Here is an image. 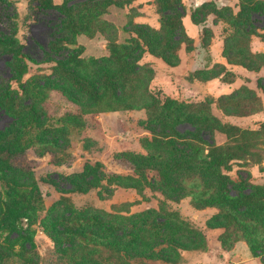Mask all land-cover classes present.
Segmentation results:
<instances>
[{"label":"rangeland","instance_id":"374dc122","mask_svg":"<svg viewBox=\"0 0 264 264\" xmlns=\"http://www.w3.org/2000/svg\"><path fill=\"white\" fill-rule=\"evenodd\" d=\"M90 1L0 0V34L13 30L31 59L0 47V132L18 138L11 155H2L0 172L6 170L10 182L30 177L40 199L34 217L22 218L10 184L0 181V264H264V251L255 257L227 223L230 212L216 198L211 172L188 164L169 169L173 155L155 142L148 121L168 113L179 119L180 132H197L215 145L229 142L228 126L260 131L237 154L245 158L220 172L238 190L240 174L248 175L247 185L264 188V0H180L187 32L180 37L169 36L162 24L160 0H103L109 6L99 18L84 7ZM245 2L259 9L244 12ZM76 6L70 18L63 11ZM142 27L167 38L151 47L170 46L166 54L174 63L145 50L138 66L146 90L127 91L111 110L84 109L90 98L81 78L63 73L69 66L55 75L60 92L47 88L56 79V65L47 61L53 42L62 48L54 58L79 55L83 66L75 71L86 78L93 76L91 63L107 60V45L138 41L134 32ZM64 36L71 45L59 41ZM230 76L231 84L221 81ZM152 98L160 105L148 113L144 106ZM257 104L261 111L253 113ZM236 217L264 244L262 214Z\"/></svg>","mask_w":264,"mask_h":264},{"label":"trees","instance_id":"16d2710c","mask_svg":"<svg viewBox=\"0 0 264 264\" xmlns=\"http://www.w3.org/2000/svg\"><path fill=\"white\" fill-rule=\"evenodd\" d=\"M160 1V8H163V11L165 13L162 24L164 25V27L172 31L170 32L171 35L169 36L180 37L179 34L185 31L183 30V20L186 17L184 10H182L181 8L180 0ZM103 2V0H94L83 4L86 9H92L95 13V17L99 18L103 13L102 11H104V9H107V7L109 6L108 3L104 5ZM244 5H246V7L244 8L242 6V10L244 12H247V10L252 7H255L254 10L259 9L257 3L253 5L252 3L249 4V2H245ZM78 7L79 6L64 7L63 11H65L70 18V15H73L79 11V9H77ZM252 11L253 10H248V13ZM250 25H252V22H250ZM71 28L74 30L73 25L71 26ZM144 28L142 27L135 29L134 33L137 36L138 41L130 39L121 44L116 43L107 45V60H97L91 63L90 65L92 66L93 76L90 75L86 78L80 77L75 71L76 69L78 70L83 66V62L82 60H80L79 55L77 56L74 54V52H72L66 58H54L53 56H59V50H61L62 48L60 49L59 47H57V44L53 42L48 46L47 55L49 60L47 61L55 63L56 67L54 68V70H52V76L53 79L56 78L55 80H58V82H56L55 80L52 81L50 84H48L47 88H54L55 90H58V92H60V90L62 89L61 84L59 83L60 80L57 79V76L55 75H57L59 67L69 66L67 67L68 70L63 73L66 74L71 80H76V78L78 77L81 78L84 85L80 86L84 88V92H86V94H88L90 98L91 102L88 103L84 109H102L104 111L111 110V102L118 104L121 98L127 93V91H136L140 86L142 90H146V87L143 86L141 80L142 70L138 66V61L141 59L145 50H147L149 54L162 59L168 66H173L174 63L168 58V54H166V50L171 49L170 46L165 47L161 52H158L157 49H153L151 47V45H153L151 43H153L154 41H156V45H160L163 40L167 38H163L158 33L152 32L148 28ZM251 34L255 35V33ZM14 36L15 32L13 30H10L9 34H0V47L6 51L11 52V54L15 57L31 61L28 54L25 53L23 49L17 46L14 40ZM59 41L71 45L69 44L70 40L68 39V37H65L63 40ZM169 43L170 41L167 40V44ZM202 44L204 45L203 42ZM154 47L156 48V46ZM67 51H71L70 47L67 49ZM109 63L114 64L116 68L113 70L108 68L107 65ZM240 65L250 71L253 68V65ZM221 81L226 84H231L233 82V78L232 76H230L228 79L222 78ZM259 88L264 91V87L262 85L259 86ZM130 95H128L127 97H130ZM229 100H231V98H229ZM104 102L105 106H103L104 108H102L101 105ZM73 103L75 105L81 106L76 102ZM123 103L126 104V102ZM151 103L150 104L152 106H144L145 110L148 111V113L153 112L151 111V108H153L154 104H156V106L160 105V102L158 100H155V98L151 99ZM166 104L170 105L173 103L167 101ZM199 105H201V107H204V112L209 111V108L206 104L202 103ZM131 107L132 106L129 104L125 105L126 109H131ZM163 107H167V105H164ZM35 111L38 112L37 110ZM35 111L33 112V114H35ZM260 111L261 107L259 104H257L253 113H257ZM155 115L156 114H154V119L152 121L150 117L148 119V121L150 122V130L155 142L158 144L161 143L160 145L162 146L166 145L169 148V152L171 153V155H173V160L167 164L168 168L176 169L183 164H188V169H192L195 166L208 169L211 172V175L214 176V179L218 184L220 190V193L216 196V198L219 197L220 204L230 212V214L225 216L227 223H232L236 226L235 233L242 234L244 236L255 257L257 256L258 251L263 252L264 244L259 242L258 238L250 232L248 226H243L244 223L240 222L237 219L236 215L262 214L264 216V188L252 187L250 185H247L249 181L248 175L243 176L240 174V176H238V185L243 188L238 190L235 188L234 184L230 182L226 177H224L220 172L221 170H228V165L231 161L245 158L239 157L237 156V154L245 150V145L250 144L249 136L259 135L260 131H241L240 129H237L235 127L228 126L226 127V135L229 142L224 145H215L214 143H209L208 141L203 139V137L197 132L190 134L180 132L178 130L180 121L177 117H174L173 115H170L168 113H164L161 118L156 119ZM39 124L41 123L39 122ZM44 126L45 124L43 123L41 127ZM11 135L12 133L9 130H6V132H0V160H3V154L11 155V150L17 143L16 139L18 138L12 137ZM205 149L207 151H204ZM248 156H250V154ZM4 165H6V162L4 163ZM10 176H12L11 173L9 174V177ZM0 181L6 184H10L13 194L17 196L19 205L22 206V211H25V214L22 216V218L29 220L31 217H34L36 206L38 205L40 199L33 180L30 177H27L23 179L22 182L19 180L10 182L8 180L6 170H2V172H0ZM52 185L55 188H58L57 183L52 182ZM233 187L236 190L234 194H232ZM88 189L89 188H87V190ZM87 190L80 188L79 191L85 193V191ZM2 207L3 210H5V206L2 205ZM93 220L98 221V218H94ZM16 222L9 223V227H12L13 231L15 230L14 224ZM227 223L225 222V224L222 225V228L227 227ZM1 224L6 225V222L2 220ZM113 229L114 228L110 224H107L106 228H104V231L106 233H111ZM230 240L236 242L237 238L231 236ZM221 243L222 246L225 247V240H222ZM6 245H11V242L6 241Z\"/></svg>","mask_w":264,"mask_h":264}]
</instances>
